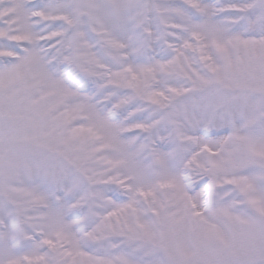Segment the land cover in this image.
<instances>
[{
    "label": "snow or ice",
    "instance_id": "6c2138e0",
    "mask_svg": "<svg viewBox=\"0 0 264 264\" xmlns=\"http://www.w3.org/2000/svg\"><path fill=\"white\" fill-rule=\"evenodd\" d=\"M0 264H264V0H0Z\"/></svg>",
    "mask_w": 264,
    "mask_h": 264
}]
</instances>
